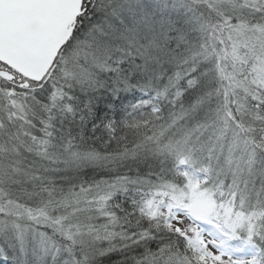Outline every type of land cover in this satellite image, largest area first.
I'll return each mask as SVG.
<instances>
[{"label":"snow or ice","instance_id":"snow-or-ice-1","mask_svg":"<svg viewBox=\"0 0 264 264\" xmlns=\"http://www.w3.org/2000/svg\"><path fill=\"white\" fill-rule=\"evenodd\" d=\"M0 264H264V0H0Z\"/></svg>","mask_w":264,"mask_h":264}]
</instances>
